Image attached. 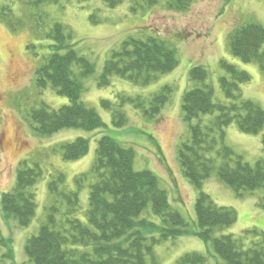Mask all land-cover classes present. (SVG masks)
Here are the masks:
<instances>
[{"label": "trees", "instance_id": "trees-1", "mask_svg": "<svg viewBox=\"0 0 264 264\" xmlns=\"http://www.w3.org/2000/svg\"><path fill=\"white\" fill-rule=\"evenodd\" d=\"M38 7L46 2L59 0H23ZM111 7L122 0H106ZM160 0H133L132 9L156 5ZM195 0H167L166 6L174 11H187ZM0 17L9 26L22 27L25 22L15 16L9 5H3ZM34 20L33 30L40 26ZM47 37L52 39L50 52L35 70V83L39 89L53 88L68 97L69 103L52 109L46 103L33 108L30 118L33 128L40 135H50L63 128L95 130L106 126L94 107L82 99L86 90L83 78L94 73L95 63L81 54L70 41L71 32L61 22H54ZM231 53L245 62L256 61L264 73V26L246 23L235 27L229 39ZM176 49L158 36L146 39L129 37L119 49L111 51L106 59L98 84L106 86L116 74L136 83H148L158 73L168 72L178 66ZM226 70L220 84L228 98L216 102L213 88L207 82L209 72L205 65L195 64L190 69V79L197 85L183 95L182 109L190 124V137L179 149V160L186 177L198 188L195 211L197 227L190 228L184 216L172 208L167 191L160 186L158 176L151 170H136L135 152L110 135L98 140L96 159L90 171L78 174L75 190L64 188V174L54 175L49 183L54 195L47 219L36 235L25 244L28 262L21 264H149L148 257L156 263L154 248L169 238L197 235L210 242L215 252L227 264H264V232L256 229L250 245L232 234L214 235L216 229L232 226L237 221L236 210L220 206L203 184L217 169L219 177L237 193L264 186V156L250 164L244 157L225 143V127L237 122L247 133H259L264 127V109L256 102L245 99L240 84L250 80L249 73L234 64L221 60ZM170 87L153 95L150 106L141 96H121L149 117L160 114L170 95ZM105 107L113 109V124L127 122L125 112L114 102L103 99ZM217 112L209 121L203 115ZM264 151V136L262 140ZM90 141L79 136L73 141L61 143L63 157L75 160L87 154ZM215 155L212 156L211 153ZM219 161V163H218ZM42 175L39 165L30 166L21 161L11 190L2 194L4 220L16 218L21 226L31 223L37 210L35 185ZM89 181V206L85 219L78 217L81 207L80 191ZM149 206L161 219L160 223L142 217ZM1 234V231H0ZM0 244L7 247L5 255L13 260L12 238L0 237ZM207 256L200 252H188L175 264H204ZM11 264H14L11 263Z\"/></svg>", "mask_w": 264, "mask_h": 264}, {"label": "rangeland", "instance_id": "rangeland-1", "mask_svg": "<svg viewBox=\"0 0 264 264\" xmlns=\"http://www.w3.org/2000/svg\"><path fill=\"white\" fill-rule=\"evenodd\" d=\"M166 1L160 0L152 7H138L134 11L133 0H122L114 7L106 0H59L38 7L23 0H0V10L3 5H9L15 16L25 22L22 27H13L0 17V237L12 238L14 252V259H9L5 255L7 247L0 244V264L28 262L26 241L39 232L54 201L49 187L51 179L54 175L64 174L62 186L66 190H75L77 175L90 171L96 159L98 140L105 134L134 149L135 169L153 171L160 186L167 191L172 208L184 216L190 228L197 227L195 204L199 190L186 177L179 160L180 146L190 137V124L182 109L183 95L197 85L190 79V69L195 64L205 65L214 100L226 102L228 98L220 78L227 73L220 62L225 60L234 64L251 76L249 81L240 84L242 97L264 109V73L259 63L245 62L234 56L229 44L235 27L251 22L264 26V0H195L187 11L170 10ZM29 14L38 18L40 15L38 30H33L32 26L36 24L29 19ZM54 22L66 25L71 32L70 41L95 63L94 73L83 78L86 90L82 99L100 114L106 123L102 128H63L50 135H40L33 128L30 118L33 108L46 103L57 109L69 103L68 97L53 88L39 89L35 83V70L50 52L52 39L47 33ZM150 36H158L176 49L178 66L158 73L148 83H136L114 74L108 85L98 84L112 50L119 49L129 37L146 39ZM165 86L170 87L169 98L160 114L154 117L146 115L132 101L121 99L123 95L141 96L149 107L153 95ZM103 99L114 102L125 112L128 119L124 125L113 124V109L117 107H105L101 102ZM216 115L217 112L208 113L203 118L209 121ZM79 136L89 139V151L79 159H65L61 143L71 142ZM263 136L264 127L259 133L244 132L235 121L225 127V143L250 164L264 156ZM24 160L30 166L39 165L42 175L35 185L36 214L30 224L21 226L14 217L4 220L2 194L13 187L19 163ZM89 190L88 181L80 191L78 217L81 219H85L89 206ZM203 190L216 204L232 207L237 213V221L232 226L218 228L214 235L232 234L242 238L248 246L255 235L248 230L264 232V186L239 194L219 177L215 169L205 180ZM141 216L158 223L161 221L151 206ZM188 252L205 254L204 264H227L210 242L197 235L162 241L154 248L156 263L151 257H148V263L175 264Z\"/></svg>", "mask_w": 264, "mask_h": 264}]
</instances>
